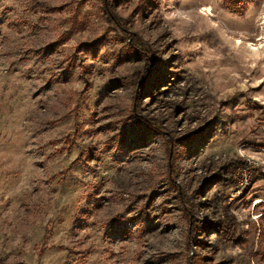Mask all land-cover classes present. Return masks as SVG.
Here are the masks:
<instances>
[{"label": "rangeland", "instance_id": "1", "mask_svg": "<svg viewBox=\"0 0 264 264\" xmlns=\"http://www.w3.org/2000/svg\"><path fill=\"white\" fill-rule=\"evenodd\" d=\"M262 45L264 0H0V264H264Z\"/></svg>", "mask_w": 264, "mask_h": 264}, {"label": "trees", "instance_id": "2", "mask_svg": "<svg viewBox=\"0 0 264 264\" xmlns=\"http://www.w3.org/2000/svg\"><path fill=\"white\" fill-rule=\"evenodd\" d=\"M112 5L108 4L106 8L108 10H111ZM103 13L105 17H107L108 21H112L117 27L120 25V21L118 18L111 13V16L113 17V20L110 18L109 15H107L106 9L104 8ZM115 21V22H114ZM119 22V23H118ZM128 51L133 56H141L143 58V68L140 72L135 74L132 77V84L135 86L138 81L140 82V87L138 90V98H140L146 91H148L149 88L154 87V84L156 82V79L153 77V65L154 62H150L148 60V57L150 56V51H147L143 48L140 40L135 35L132 39V45H128ZM129 117L133 121L134 126H138L139 124H143V126L149 130V131H156L158 132V128L154 123H150V121H143L136 117L135 113H133L131 110L129 111ZM142 139V138H141ZM166 148L168 149L169 144L168 140L165 139ZM242 165L239 161L237 162H231L226 167H224L223 175L221 176V180L227 181L230 180L231 177L234 174V170L236 168H239L238 166ZM175 195L177 197V200L180 204H182V214L184 219L186 220L187 225L190 224V232L191 234L195 232L196 230L200 228L209 229L212 231H215L219 237L224 241H234V229H235V219L233 216L228 212L227 208H224L222 211V217L217 218L216 220L212 222H199L194 220L193 218L189 219V211L192 214L191 206L189 205V201L185 198L184 194L177 193L175 190ZM191 238V237H190ZM189 239V237H188Z\"/></svg>", "mask_w": 264, "mask_h": 264}, {"label": "snow or ice", "instance_id": "3", "mask_svg": "<svg viewBox=\"0 0 264 264\" xmlns=\"http://www.w3.org/2000/svg\"><path fill=\"white\" fill-rule=\"evenodd\" d=\"M237 43H239V41H237ZM250 47H251V45H250ZM261 47H264V45H262Z\"/></svg>", "mask_w": 264, "mask_h": 264}]
</instances>
